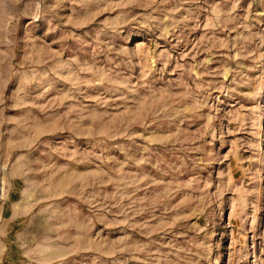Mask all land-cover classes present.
<instances>
[{"label":"rangeland","instance_id":"obj_1","mask_svg":"<svg viewBox=\"0 0 264 264\" xmlns=\"http://www.w3.org/2000/svg\"><path fill=\"white\" fill-rule=\"evenodd\" d=\"M0 264H264V0H0Z\"/></svg>","mask_w":264,"mask_h":264}]
</instances>
